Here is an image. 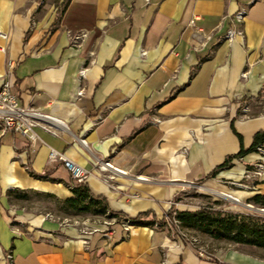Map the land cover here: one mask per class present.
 Returning a JSON list of instances; mask_svg holds the SVG:
<instances>
[{
  "label": "crops",
  "instance_id": "obj_1",
  "mask_svg": "<svg viewBox=\"0 0 264 264\" xmlns=\"http://www.w3.org/2000/svg\"><path fill=\"white\" fill-rule=\"evenodd\" d=\"M197 28L213 33L205 46ZM229 28L244 35L225 40ZM0 32V87L9 80L45 127L33 145L0 136V264L7 252L13 264H264L206 235L211 257L149 224L124 238L115 225L109 238L42 213L73 195L71 172L49 159L51 149L88 172L83 182L111 211L147 213L145 221L192 184L223 191L222 180L241 179L259 153L209 174L264 130V0H0ZM77 32L86 36L73 45ZM255 182L233 194L264 196V170ZM92 216L64 218L95 227Z\"/></svg>",
  "mask_w": 264,
  "mask_h": 264
},
{
  "label": "trees",
  "instance_id": "obj_2",
  "mask_svg": "<svg viewBox=\"0 0 264 264\" xmlns=\"http://www.w3.org/2000/svg\"><path fill=\"white\" fill-rule=\"evenodd\" d=\"M240 141L241 136L238 135ZM264 145V130L254 135L253 143L248 150L241 147L240 151L228 156L225 161L217 166L209 177H214L221 169L231 166L233 159L242 158L245 153L258 152V148ZM73 195L62 201V210L66 214H90L93 216H106L108 218L129 219L135 225L159 226L163 223L154 219L145 221L147 213L136 218L120 216L111 211L103 198L94 196L84 182L71 185ZM248 203L264 207V196L256 195ZM176 220L185 229H193L215 240H227L234 243L247 244L264 248V217L242 215L238 213L224 212L212 207H201L194 211H176Z\"/></svg>",
  "mask_w": 264,
  "mask_h": 264
},
{
  "label": "built area",
  "instance_id": "obj_3",
  "mask_svg": "<svg viewBox=\"0 0 264 264\" xmlns=\"http://www.w3.org/2000/svg\"><path fill=\"white\" fill-rule=\"evenodd\" d=\"M147 2L149 0H146ZM257 0H251V4L255 3ZM247 9L241 8L236 12L233 16V19L242 24L246 15ZM196 18H192L189 21L191 26H195ZM196 40H197V47L205 46L206 43L212 38L213 33H206L201 28H197L196 32ZM244 32L241 28H229L226 34L223 36V39L231 41L234 39L235 36H243ZM86 34L84 32H78L71 36L75 44L80 42ZM0 37L3 39H7V34L4 32H0ZM10 66L12 65L11 62L8 63ZM247 73L243 72L242 77L246 78ZM246 110V108H245ZM41 114L36 112L33 109H26L19 106L18 98L15 93H13L11 88V83L9 80H4L1 87H0V136L7 133L13 132L18 133L29 141L31 145H33L38 139V135L35 132V128L42 127L41 123ZM258 153L261 155L262 160L255 164V168L251 170L250 174L253 176H260L262 171L264 170V145L258 148ZM49 159L51 161H62L65 167L71 172L72 178L75 179L77 182H83L84 179L87 177L88 172L84 170L82 167L74 164L71 160L64 156V154L51 149L49 153ZM110 162H104L101 166L104 169L110 167ZM249 176V175H248ZM100 223L97 226L91 227L89 225L88 219H65V223L67 225H75L80 228V232L84 235H89L93 233H100L102 236H106L111 238L114 233L113 225L118 222L121 226L123 234L125 237L128 236L129 230L132 227V222L129 219H120L117 218H108L106 216L99 217ZM173 223L176 225L177 234L181 239H185L189 242V244L195 248L200 256H205L208 254L207 249L204 246H197L198 240L195 237H189L185 231H183L180 226L179 222L175 218V213L172 217ZM168 224V223H167ZM7 264H13V256L10 252L6 253Z\"/></svg>",
  "mask_w": 264,
  "mask_h": 264
},
{
  "label": "rangeland",
  "instance_id": "obj_4",
  "mask_svg": "<svg viewBox=\"0 0 264 264\" xmlns=\"http://www.w3.org/2000/svg\"><path fill=\"white\" fill-rule=\"evenodd\" d=\"M78 33V32H77ZM74 35V33H73ZM70 41L73 45H76L73 41V38L70 37ZM258 153V152H257ZM260 155V154H259ZM261 155L258 160L252 163H248L245 165V170L243 177L239 180H222L223 184L228 187V189L223 191L213 190V188L203 186L202 184H192L191 187L186 189V191L180 193L176 198L173 200V208H171L168 212H166L160 219H157L156 221H159L163 223L162 225L156 224L155 228L166 230L169 234L179 237L176 230V225L173 223L172 217L173 214H176V211H194L201 207H212L216 210L224 211V212H231V213H238L242 215H250V216H261L264 217V207L256 206L252 203H248L246 200L237 198L233 194V191L237 190H243V191H250L252 188V183L255 182V178L258 176H253L250 174L251 170L255 168V164L259 161H261ZM65 166V165H64ZM250 171V172H249ZM249 175V176H248ZM75 180V179H74ZM76 181V180H75ZM256 183V182H255ZM254 183V184H255ZM220 194V195H219ZM223 195V196H222ZM32 198V196H30ZM30 197L26 198L28 200ZM233 197L237 199V201L232 200ZM33 200V199H32ZM32 202V201H30ZM48 201V209L43 210V215L48 218L49 220H52L53 222H59L63 225H67L65 223L66 216H71V214H66L59 203L56 204V212L54 211V203H49ZM29 203V202H27ZM92 217H102L100 216H92ZM73 220V219H71ZM101 220V219H99ZM168 223V224H167ZM115 225H118V222L113 225V228ZM134 226V225H132ZM180 228L185 231V233L189 237H195L198 240L197 246H204V248L207 249L208 254L205 256L211 257L212 252L209 248L205 247L203 240L200 237H203L204 234H202L199 231L193 230V229H185L179 224ZM129 234V233H128ZM200 236V237H199ZM207 236V235H206ZM125 236H123L124 238ZM208 238H211L207 236ZM180 238V237H179ZM181 239V238H180ZM184 243L188 244L190 247H192L188 241L185 239H181ZM215 240V239H214ZM223 242L225 245V248H233L236 250H243V251H249L251 253H254L260 257L264 258V248H259L256 246H251L247 244H240V243H234L227 240H219ZM193 248V247H192ZM196 253L198 254L197 250L193 248ZM199 255V254H198ZM200 256V255H199Z\"/></svg>",
  "mask_w": 264,
  "mask_h": 264
},
{
  "label": "water",
  "instance_id": "obj_5",
  "mask_svg": "<svg viewBox=\"0 0 264 264\" xmlns=\"http://www.w3.org/2000/svg\"><path fill=\"white\" fill-rule=\"evenodd\" d=\"M230 198H232V200H234V201H237V199H235V198H233V197H230Z\"/></svg>",
  "mask_w": 264,
  "mask_h": 264
},
{
  "label": "bare ground",
  "instance_id": "obj_6",
  "mask_svg": "<svg viewBox=\"0 0 264 264\" xmlns=\"http://www.w3.org/2000/svg\"><path fill=\"white\" fill-rule=\"evenodd\" d=\"M220 195V194H219ZM223 196V195H222Z\"/></svg>",
  "mask_w": 264,
  "mask_h": 264
}]
</instances>
